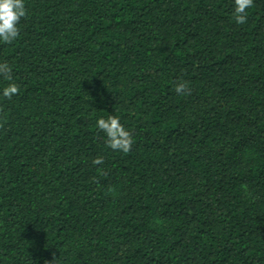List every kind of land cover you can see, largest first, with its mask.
I'll use <instances>...</instances> for the list:
<instances>
[{
    "label": "trees",
    "instance_id": "16d2710c",
    "mask_svg": "<svg viewBox=\"0 0 264 264\" xmlns=\"http://www.w3.org/2000/svg\"><path fill=\"white\" fill-rule=\"evenodd\" d=\"M25 8L0 42V264H264V0L243 25L234 0Z\"/></svg>",
    "mask_w": 264,
    "mask_h": 264
},
{
    "label": "clouds",
    "instance_id": "9594fccd",
    "mask_svg": "<svg viewBox=\"0 0 264 264\" xmlns=\"http://www.w3.org/2000/svg\"><path fill=\"white\" fill-rule=\"evenodd\" d=\"M253 0H234V20L237 24H245ZM26 15L25 0H0V42L12 43L19 35V22ZM11 67L0 63V76L6 83L0 84V96L10 99L18 93L17 85L12 82ZM177 94L185 91L184 84L175 88ZM96 127L105 137L107 146L113 151L127 152L130 150L133 138L129 130L121 123L118 116L109 115L98 118Z\"/></svg>",
    "mask_w": 264,
    "mask_h": 264
}]
</instances>
